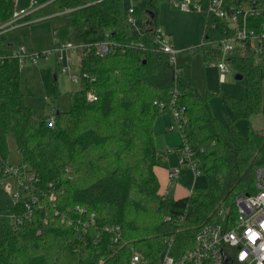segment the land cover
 I'll return each instance as SVG.
<instances>
[{
	"label": "trees",
	"instance_id": "16d2710c",
	"mask_svg": "<svg viewBox=\"0 0 264 264\" xmlns=\"http://www.w3.org/2000/svg\"><path fill=\"white\" fill-rule=\"evenodd\" d=\"M48 1L16 23L29 21L34 13L39 17L64 13L69 18V41L82 46L79 72L88 78H82L79 91L68 93L69 110L57 112L50 128L24 103L17 59L0 60V163L7 162L11 136L20 163L40 177V190L56 196L54 202L43 199L32 219L17 227L10 217L23 212L22 203H13L0 186V264H128L131 248L144 264H158L163 252L178 257L193 248L202 227L222 223L219 210L233 221L236 198L254 193V171L264 164V129L249 128L246 138L229 133L214 117L208 95L201 97L179 67L154 49L150 30L158 26L160 3L169 0H137L145 2L147 15V28L137 36L126 32L129 0L41 4ZM199 1L205 5L208 0ZM15 8L16 0H0V27L12 19ZM133 8L134 16L139 10ZM213 35L206 23L203 44L197 46L204 51L205 62L219 59L213 44L220 36ZM5 40L1 33L0 47L11 49ZM102 42L119 43L125 50L99 56L95 46ZM231 62L247 79V96L226 97L227 104L240 111L237 117H264L263 67L249 55ZM89 92L93 101L87 100ZM177 105L187 119L178 130L182 142L177 149L189 146L207 188L172 199L161 194L155 174L164 162L153 129L163 114L170 116L172 129V107ZM76 206L94 213L98 225L121 227L116 252L107 237L94 243V230L85 242L78 241L73 229L54 216L55 209L65 212ZM167 216L171 221H165ZM181 216L184 219L177 224L175 219Z\"/></svg>",
	"mask_w": 264,
	"mask_h": 264
},
{
	"label": "built area",
	"instance_id": "2783aa9c",
	"mask_svg": "<svg viewBox=\"0 0 264 264\" xmlns=\"http://www.w3.org/2000/svg\"><path fill=\"white\" fill-rule=\"evenodd\" d=\"M169 2L184 12L196 10L203 13L208 28L214 33L213 37L220 36L213 44L219 59L217 62H210L219 70L220 82L224 81L226 75L230 73L226 62H230L234 57L249 55L263 67L264 0H208L205 5L199 0H193V2L191 0H169ZM133 13L134 8L129 7L126 23H135ZM21 17L23 16L15 10L12 19L0 27V34L18 25L16 21ZM150 33L154 49L165 54L169 63L176 67L177 51L173 49L169 37L159 26L151 29ZM207 44H212V42L208 41ZM95 47L99 56H106L118 49L125 50L116 42H102L96 44ZM81 48V45L67 41L54 45L50 51L57 56L58 65L63 64V70L67 73L74 69L71 55ZM11 58L17 59L21 66L26 59L34 64L37 63L39 55L28 54L25 48L20 46L13 53L0 56V60ZM83 77L88 78V75H81L79 72L78 76H71V80L80 83ZM94 99L93 93L89 92L87 100L93 101ZM172 114L175 120L172 129L180 130L187 121L183 107L173 106ZM56 115L55 109H51L49 115L45 117L48 127L55 126ZM177 151L180 153V165L189 166L194 177L199 176L201 171L198 162L192 158L189 146L184 144ZM0 170L2 172L0 186L3 192L13 203H22L23 212L18 216L10 217L15 226L21 227L30 221L35 207H43V199L47 198L50 202L56 200L52 192L47 196L44 191L40 190V177L28 165L22 163L11 165L8 162H1ZM178 173V169L169 170L168 180L174 181ZM48 188L52 189V185L48 184ZM235 206L236 216L233 221L228 222L223 210H219L218 214L223 219L222 223L202 227L195 236L193 248L178 257L163 252L158 264H264V227H262L264 225V164L254 171V193L239 195L235 200ZM54 216L73 229L78 241L85 242L90 231L94 230L96 232L94 243L107 237L109 248L114 252L121 243L122 229L119 225H98L94 213H88L78 206L74 209H66L65 212L55 209ZM183 219V216L178 217L175 222L178 224ZM165 221H171V218L167 216ZM252 233L258 234L255 241L250 239ZM171 241L172 238H169L168 242L171 243ZM242 253H247L243 260L240 259ZM128 264H144L140 254L134 248L130 249Z\"/></svg>",
	"mask_w": 264,
	"mask_h": 264
},
{
	"label": "rangeland",
	"instance_id": "374dc122",
	"mask_svg": "<svg viewBox=\"0 0 264 264\" xmlns=\"http://www.w3.org/2000/svg\"><path fill=\"white\" fill-rule=\"evenodd\" d=\"M16 12L25 16L39 10L45 0H16ZM193 2V0H191ZM40 6V8L38 7ZM129 7H137L139 12L134 15L135 23H126V32L130 36L142 34L147 28L145 2L129 0ZM38 7V8H37ZM64 13H59L63 15ZM158 26L170 37L173 49L177 51L176 66L181 75L190 79L196 86L197 93L201 97L208 95L211 111L218 122L232 134L236 131L241 137L246 138L249 128L255 130L264 129V117L262 114L249 118L237 117L239 110H233L227 104L225 98L245 99L247 96V79H235L236 70L233 62H226V79L220 82V72L209 61L204 60L203 50L197 46L202 43L206 26V17L203 13L194 11L184 12L175 7L169 1H163L159 5L157 18ZM69 18L57 17L53 19L39 17L38 13L30 16L29 21L8 28L3 34L5 44H11V49L1 46L0 56L9 55L11 51L22 46L28 54H38L37 63L29 59L20 66V89L24 95V103L31 108L34 115L44 119L52 108L56 112L69 110L68 93L80 90V83L71 80V76L79 75V63L81 49L71 55L73 70L64 72L63 64L58 65L57 56L50 50L54 45L69 40ZM71 31V29H70ZM45 54V55H44ZM218 61V60H217ZM214 61V62H217ZM264 67V65H263ZM264 69V68H263ZM170 116L163 114L157 117V132L154 135L155 147L159 153H167L168 168L179 166L180 153L177 146L182 142L179 131L171 129L167 122ZM154 134V129H153ZM9 155L7 162L11 165L20 163V155L16 150L13 137L7 138ZM181 182L190 186L194 182L195 190L207 188L206 178L201 172L194 180V173L189 166H181ZM168 168H155V174L159 183L160 192L164 189L165 176ZM172 195V193H171Z\"/></svg>",
	"mask_w": 264,
	"mask_h": 264
},
{
	"label": "crops",
	"instance_id": "0c3cea01",
	"mask_svg": "<svg viewBox=\"0 0 264 264\" xmlns=\"http://www.w3.org/2000/svg\"><path fill=\"white\" fill-rule=\"evenodd\" d=\"M50 1L44 3V4H41L40 6H44L45 4L49 3ZM40 6H38L40 8ZM16 7H17V1H16ZM37 7V8H38ZM42 8V7H41ZM16 9V8H15ZM19 14V13H18ZM22 14V13H21ZM20 14V15H21ZM57 17H63V15H59V14H55V15H52V16H46V17H42V18H49V19H53V18H57ZM68 29H69V26H68ZM165 33V32H164ZM166 34V33H165ZM168 36V34H166ZM169 37V36H168ZM170 39V37H169ZM69 41V40H68ZM171 42V40H170ZM62 43V42H61ZM59 44V43H58ZM11 45V44H10ZM171 45H172V42H171ZM173 47V45H172ZM15 50L11 51V53H13ZM177 67V66H176ZM54 109V108H52ZM48 116V115H47ZM46 117V116H45ZM169 125H170V122L168 121L167 122ZM157 124L155 125L154 127V135H156V133H159L157 132ZM157 127V128H156ZM155 138L154 137V141H155ZM157 140V138H156ZM178 147V146H177ZM158 151V150H157ZM161 156H163V162H164V166L161 167V168H168V161H167V153L165 151H163L162 153H159ZM160 168V167H159ZM171 169H178L179 170V173H178V176L177 178L174 180V181H169L168 180V172L169 170ZM181 170H182V167L179 166L177 164V166L173 167V168H168V172H166V176H165V184H164V189L163 191L161 192V194L165 197H168V198H172V199H179V198H184L186 196L189 195V193L194 189V182L190 185V186H187L186 184H184L183 182H181ZM198 177V176H197ZM197 177H194V180L197 178ZM207 184V182H206ZM160 188V187H159ZM172 193V195H171Z\"/></svg>",
	"mask_w": 264,
	"mask_h": 264
},
{
	"label": "clouds",
	"instance_id": "9594fccd",
	"mask_svg": "<svg viewBox=\"0 0 264 264\" xmlns=\"http://www.w3.org/2000/svg\"><path fill=\"white\" fill-rule=\"evenodd\" d=\"M262 227H264V225H262ZM257 235L256 233H252L251 236H250V239H252L253 241H255V239L257 238ZM247 253H242L241 256H240V259L243 260L245 257H246Z\"/></svg>",
	"mask_w": 264,
	"mask_h": 264
},
{
	"label": "water",
	"instance_id": "95a60500",
	"mask_svg": "<svg viewBox=\"0 0 264 264\" xmlns=\"http://www.w3.org/2000/svg\"><path fill=\"white\" fill-rule=\"evenodd\" d=\"M152 16V15H151ZM243 78V76L242 75H240V74H235V79H237V80H241ZM224 261H226V259L224 258Z\"/></svg>",
	"mask_w": 264,
	"mask_h": 264
}]
</instances>
